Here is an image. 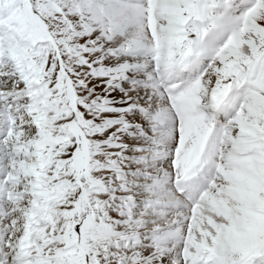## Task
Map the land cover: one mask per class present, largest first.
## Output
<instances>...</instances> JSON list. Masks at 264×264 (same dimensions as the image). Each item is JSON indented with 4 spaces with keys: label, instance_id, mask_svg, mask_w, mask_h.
<instances>
[{
    "label": "snow or ice",
    "instance_id": "obj_1",
    "mask_svg": "<svg viewBox=\"0 0 264 264\" xmlns=\"http://www.w3.org/2000/svg\"><path fill=\"white\" fill-rule=\"evenodd\" d=\"M0 264H264V0H0Z\"/></svg>",
    "mask_w": 264,
    "mask_h": 264
}]
</instances>
